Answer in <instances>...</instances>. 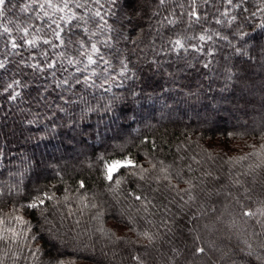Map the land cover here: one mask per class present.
Wrapping results in <instances>:
<instances>
[{"label":"trees","instance_id":"16d2710c","mask_svg":"<svg viewBox=\"0 0 264 264\" xmlns=\"http://www.w3.org/2000/svg\"><path fill=\"white\" fill-rule=\"evenodd\" d=\"M43 2L6 0L4 15L0 16V59L6 57L8 61L0 69V85L21 82L7 93L0 90V218L5 220L0 228L26 231L27 226L17 225L15 216H23L31 225L29 239L23 245L11 239L0 241L3 264H14L13 253L30 258L18 264H55L57 259L75 264H134L133 253L141 254L146 264H264V260L256 259L264 257V248L259 247L264 243V217L243 215L245 210L264 207V28L259 27L264 24V12L250 15L264 5L259 0H247L244 7L248 12L231 10L237 20L229 25V17L221 15L230 7L224 0L198 3L199 22L187 15L191 10L188 0H169L162 7L157 6V0H143L139 19L143 31L129 32L122 24L127 14L123 0L117 5L102 0V13L109 8L116 13L105 17L108 23L129 36L115 44L113 51L120 52L113 56L97 43L106 34L92 35L96 26L91 20L87 33L59 21L61 27L70 29L67 35L84 40L83 47L45 44L44 40H50L59 45L52 34L56 27L52 21L64 13L54 12L47 5L41 9ZM45 11L48 16H44ZM73 11L84 15L83 9ZM153 12L159 15L153 16ZM164 17L177 23L162 26L159 21ZM217 19L223 23H216ZM4 27L12 31L4 33ZM18 28H28L26 38L37 39L34 48L23 45L11 49V39L21 43L25 36ZM67 35L62 33L66 45ZM200 35L212 39L200 41ZM177 38L185 39L186 51L170 50V41ZM91 43H97L105 59L111 60L113 67L107 73L99 61L84 73L75 71L76 67L83 68V63H67L68 58L86 62L80 52H90ZM236 48L245 54L237 53ZM9 52L13 54L7 55ZM121 58H126V75L131 79L118 75ZM22 60L25 63H20ZM53 61L55 68L45 66L43 74L34 73L28 66ZM204 63L210 67L204 68ZM92 69L99 73L92 80L96 85L109 74L116 78L110 92L85 87L83 77ZM51 71L56 72L57 79L69 73L79 77L82 83L75 87L71 98L83 96L87 103L64 104L57 99L61 90L54 85L45 92L51 83ZM229 75L231 80H227ZM122 81L123 86L117 87ZM13 91L21 93L15 101L8 99ZM114 96L121 99L113 100L112 111L105 113L104 106ZM56 104L65 107L66 112L58 111ZM87 107H99L100 111L85 114ZM32 120L37 122L28 123ZM73 122L75 126L70 127ZM124 157H131L140 167L122 169L119 175L124 182L117 188L114 181L104 178L103 164ZM189 164L194 171H188ZM162 167L168 168L171 183L178 189L188 187L185 180L196 186L192 189L196 199L185 205L182 213L175 205H168L172 213H179L175 223L173 215L157 210L167 200L154 198L159 194L152 191L168 183L154 179L163 175ZM141 169H148L143 173L144 180L139 178ZM181 170L182 179L175 175ZM131 172L136 175H129ZM205 172L212 176H205ZM80 181L85 182V188H80ZM36 189L53 195V199L37 209L21 207L30 202ZM129 192L146 194L152 204L136 201ZM175 195L168 194V199ZM181 195L187 200V194ZM176 199L183 203L179 197ZM193 216L195 219L189 222ZM188 228H195L193 235L199 236L196 244ZM143 231L157 237L150 247H143L147 241L137 235ZM32 235L37 240L32 241ZM196 246H203L205 253L193 255ZM37 248L40 251L32 257Z\"/></svg>","mask_w":264,"mask_h":264},{"label":"snow or ice","instance_id":"6c2138e0","mask_svg":"<svg viewBox=\"0 0 264 264\" xmlns=\"http://www.w3.org/2000/svg\"><path fill=\"white\" fill-rule=\"evenodd\" d=\"M35 3V0H33ZM104 2L108 3L109 5H117L118 0H104ZM224 2L230 6L229 9H226L221 15L225 17H229L227 20V23L230 25L232 22L237 20L236 15H231V10L233 9H239L241 10V14L248 12V9L244 7V5L247 3V0H224ZM261 5H264V0H259ZM167 3H169V0H157V6L162 7L165 6ZM188 3L191 6V10L187 13V15L194 21L199 22L201 19V13L197 10V5L199 4H210L212 3V0H188ZM6 4V0H0V16H3V8ZM45 5H47L48 8H52L53 11H58L61 13H64V15L60 16L58 20L54 19L52 21L53 24L56 25L55 28H52V34L55 37L57 41H59V45L53 44L50 40H44L45 44H49L52 47H58V46H70L72 44H76L80 47H83L84 40L83 39H76L74 40L72 35H67V33L70 31L69 28L61 27L59 21H64L66 25H69L70 28H80L83 32L87 33L89 29L87 28V24L89 20L93 21L96 26V31L92 32V35L95 36L98 33L99 34H106V38L99 40L97 43L104 45L111 55L117 56L120 52L119 49H113L115 48V44L119 42L120 39L128 40L129 36L125 34V31L121 28H116L112 24L108 23V20L105 18L108 15L115 16V11L112 10V8L106 9L103 13L101 12V8L103 7L102 0H59L58 4H54L53 0H44L43 3L39 5L41 9L45 8ZM92 5H97L98 7H92ZM122 7L127 10V14L123 17L122 24L123 29H127L129 32H135L137 29H139L141 32L143 29L140 26L139 19L141 18V9L144 7L143 0H123ZM179 7L183 8V4H180ZM73 8L76 9H83L84 15H78L75 11H73ZM264 12V7H258L255 12H252L250 15L252 17L256 16L257 13ZM174 13V10H173ZM44 16H48L49 13L45 11ZM153 16L159 15L158 12H153ZM207 18L206 16L204 17ZM247 19V17H245ZM75 21L76 23L73 24L72 22ZM159 23L164 25H175L177 23L176 19H169L168 17H164L159 21ZM216 23L220 24L223 23L220 19L216 20ZM51 27V26H50ZM259 27L264 28V24L259 25ZM18 31H23L25 36L21 37V43H18L15 38L11 39L9 41L10 47L12 50H16L21 48L23 45H27L31 48H34L37 44V39H27L26 36L28 34V28L23 29H17ZM12 30L8 27L3 28L4 33H10ZM62 33L67 35V45L65 43V38L62 36ZM216 35H219V33H216ZM242 36H247V33H241ZM115 36V39H114ZM224 39H227V37H223ZM212 36L210 35H200L199 40L205 41V40H211ZM97 43H91L90 45V52H80L81 56L86 57L85 61H80L78 59L68 58L67 63L69 65H78L80 63H83V68L76 67L75 71L78 73H84L88 72L89 67L92 65H96L98 61L104 65L102 71L107 73L110 68L113 67L110 59H105V56L103 53H101L100 48L97 46ZM133 43H135V40H133ZM170 43L173 45L171 51H178V50H187L185 47V39L184 38H177L174 41H170ZM189 47L195 48L196 51H203V49L198 48L196 45H189ZM236 52L239 54H245L242 52L240 48H236ZM12 52L7 53V55H12ZM41 55L46 56L47 53H41ZM62 56L63 53H60ZM94 55L96 58H94ZM8 63L7 58L0 59V69H4L6 67V64ZM20 63H25V61H21ZM119 63L121 65L120 70L118 72V75L123 77L124 80L131 79L130 76H127L126 73L129 72L126 58H121L119 60ZM33 71L39 72L43 74L44 67L46 66L48 69H54L55 68V61L47 63L46 65H41L40 62L32 63L28 65ZM191 67V65H189ZM204 68H209V63L203 64ZM52 79L51 83L44 88L45 92H48L52 86H55L56 90H61L60 94L57 96V99L59 101H62L64 104H75L79 105L81 102L87 103L85 98L83 96H79L77 99H72L71 96L74 95V89L76 86L80 85L82 83L81 79L79 77H74V74L69 73L68 76H66L63 79H57L56 78V72L51 71L48 74ZM99 73L96 71V69L91 70L90 75H85L83 77V83L85 87H96V88H104L106 92L111 91V84L116 79L115 77L111 76L110 74L105 76L103 79V83L96 85L92 82L94 76H98ZM231 75L227 77V80H231ZM21 82L19 80H14L12 83L3 84L0 85V90L7 93L10 89H13L14 85H20ZM105 84L109 85V87L105 88ZM117 87L123 86V81L120 84L116 85ZM64 93H68L69 95L66 97ZM133 95H136V93H132ZM21 95L20 92L11 93L8 96V99L15 101L19 96ZM41 99H44V97H41ZM120 97H113L112 100H109V102L104 106L105 113L112 111V103L113 100H119ZM49 108L52 107L51 104L48 105ZM57 110L60 112H66V108L62 107L60 104L55 105ZM100 111L99 107H87L83 110L85 114L88 112H98ZM84 116H81V119H83ZM103 120V116L100 118ZM36 120L28 121V123H36ZM75 126V122L70 124V127ZM155 147V145H154ZM264 147V146H262ZM245 157H241V159H244ZM100 159L103 161L104 157L101 156ZM180 159H184L181 157ZM193 161H195V157H191ZM162 163V162H161ZM196 163H199V161H196ZM140 167L135 160H133L131 157H124L123 159H112L110 161H104L103 169H104V178L108 180L109 182L114 181L117 188L119 185L124 182V178L122 175H119L121 173L122 169H135ZM153 168L156 167L155 164L152 165ZM188 171H194L191 167V165L186 166ZM148 169H141V175L140 179L144 180L145 177L143 175L144 172H147ZM181 171H177L175 175L182 179ZM160 172L163 174L162 176L154 177L157 181H168L167 184L163 185V188L157 187L153 189L152 191L154 193L159 194V196H154V198L158 199L159 197H163L164 200H167V203H162L161 208L157 209L158 211H163L166 214L173 215V223H175V217L179 215V213H172V209L168 207L169 204L175 205L176 208L180 210V213L183 212L185 205L189 204V202L194 201L196 197L192 194V189L196 187L191 180H185L184 183L188 185L187 188L178 189L176 185L171 183L172 176L169 173V170L167 167H162L160 169ZM129 175H136L135 172L129 173ZM205 176H212L211 172H205ZM216 179H219L216 177ZM79 186L81 189L85 188V182L80 181ZM139 187V185H137ZM115 190V189H113ZM175 192V196H173L170 200L168 199V194ZM181 193L187 194V200L184 199V196L181 195ZM0 195H3V188H0ZM129 196H132L136 201H141L142 203L144 201H147V204H152V200L148 199V196L146 194H140L137 195L135 192H129ZM176 197H179V200L183 203L177 202ZM53 195H49L47 192H42L40 189H36V194L30 199V202L26 205H21V207H26L29 209H37L45 205L46 200H52ZM68 197H65V200H67ZM83 200V198H82ZM147 204L144 205V211H148ZM87 207V204L84 205ZM154 208L156 205H152ZM93 208L96 207L95 204L92 205ZM46 210V209H45ZM102 215V214H98ZM243 215L246 217H264V207L258 208L256 211L252 210H245L243 212ZM96 219L97 217H93ZM13 219L16 221L17 225H25L27 226V230L19 229L18 227H4L0 228V241H7L9 239L13 241H19L20 245H23V241L28 240V232H31V225L30 222L25 220L23 216H15ZM195 216L190 218L191 220H194ZM258 224L261 223L260 220L256 221ZM5 223L4 218H0V225H3ZM79 223V221H77ZM130 223V222H129ZM167 223V221H165ZM133 230V229H130ZM99 231L103 232L104 229L101 228ZM169 232H172L173 230L171 228L168 229ZM188 235L192 236L193 243L196 244V242L199 240V236L193 235L195 233V228H188L187 230ZM262 233H257V236H260ZM137 235L142 236L146 239L147 244L143 245V247L147 248L153 245L156 241V236L148 231H143L140 233H137ZM32 241L37 240L36 235H32L30 237ZM117 239H122L121 237H118ZM168 243H171V241H168ZM247 243V242H245ZM28 247L30 248L31 245L29 244ZM249 249L252 248V246L248 245ZM260 248H264V243H261L259 245ZM23 251V248L21 247V252ZM40 251L39 248H37L35 251L31 253L32 257L36 256V252ZM173 252H177V249L175 247L172 248ZM205 248L203 246H196L193 250V255H199L205 253ZM179 255V253L177 252ZM251 251H249L248 255L251 256ZM14 256V264H18L20 260H27L30 259L27 256H22L20 253H13ZM257 260H264V257H256ZM131 260L134 262V264H146L145 258L138 253L131 254ZM0 264H3V261L0 260ZM55 264H75L74 261H65L62 259H57Z\"/></svg>","mask_w":264,"mask_h":264}]
</instances>
